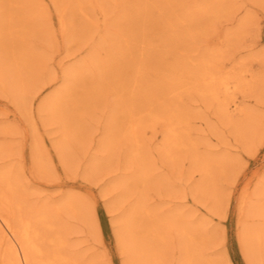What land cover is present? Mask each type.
Masks as SVG:
<instances>
[{
  "label": "rangeland",
  "instance_id": "rangeland-1",
  "mask_svg": "<svg viewBox=\"0 0 264 264\" xmlns=\"http://www.w3.org/2000/svg\"><path fill=\"white\" fill-rule=\"evenodd\" d=\"M208 70L230 95L201 93ZM2 172L50 206L68 264H251L264 0H0Z\"/></svg>",
  "mask_w": 264,
  "mask_h": 264
},
{
  "label": "bare ground",
  "instance_id": "bare-ground-1",
  "mask_svg": "<svg viewBox=\"0 0 264 264\" xmlns=\"http://www.w3.org/2000/svg\"><path fill=\"white\" fill-rule=\"evenodd\" d=\"M221 75L222 74H220L218 71H206L201 78V93L205 96L217 100H222V94L230 95L233 91L232 85L230 81L221 79ZM236 76H238V73L233 75V77ZM222 88L223 90H221ZM232 102L235 105L237 104L235 98L232 99ZM230 109L231 108L228 105L223 104V112L227 113L230 111ZM135 132L136 127L133 128V133ZM42 166L40 165V167ZM19 178L20 177L17 173H0V264H68L70 262V257L66 253L65 249V233L64 231H62V229L56 227L54 219H50V217L52 216L50 215V206L46 205L47 203L41 204L39 206H33L30 203L28 204L26 202V199L17 197V190L15 189H17L20 185ZM54 209V213H60L61 211H64L71 213V215H77L79 213H82L83 211V208L80 209L79 206L74 204L72 205L71 202L56 206ZM253 209V214H260L261 217H264V207H262L261 210H259L258 208ZM162 220H164V218ZM181 224L182 223H180L179 225ZM257 228L259 229L256 230ZM43 229L48 230L47 234L50 233V235H45L46 233L44 234V232H42ZM179 229L181 230V232H186V228ZM241 235L247 258L250 260L251 264H257L258 253L264 251V222L256 225V227H252L250 224H248L246 227H244V231ZM128 241H130V239ZM45 243H48V246L52 248H46L45 246L47 245ZM258 243L260 244L259 246H257ZM149 253V249H145L144 251L140 250V252H138L140 256H146V259L150 258ZM154 261H156L157 264H159L160 262V260L157 259H154ZM75 263L77 264V262Z\"/></svg>",
  "mask_w": 264,
  "mask_h": 264
}]
</instances>
